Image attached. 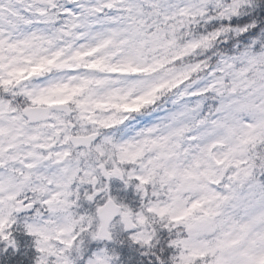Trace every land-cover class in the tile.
<instances>
[{"label": "snow or ice", "instance_id": "snow-or-ice-1", "mask_svg": "<svg viewBox=\"0 0 264 264\" xmlns=\"http://www.w3.org/2000/svg\"><path fill=\"white\" fill-rule=\"evenodd\" d=\"M256 80L264 81V0H0V166L20 164L12 169L20 179L35 175L51 183L45 168L87 147L101 157L107 151L113 166L104 175L120 177L104 200L96 197L92 212L62 223L25 217L55 197L20 201L11 182H0V253L20 255L26 248L27 264H264V163L256 179L255 164L233 161L237 171L229 179L251 186L239 205L242 215L230 217L214 240L196 243L176 226L194 211L205 217L217 211L198 201L156 224L149 217L163 219L168 209L143 207L133 196L151 173L125 176L119 167L135 165L146 148L157 160L171 158L173 138L196 143L195 131L225 109V96ZM209 99L217 103L205 116ZM164 101L173 105L165 123L128 138L130 122ZM241 108L260 117L229 134L243 137L244 145L264 144V105ZM162 127L171 131L156 135ZM233 199L214 193L208 203L218 209ZM63 205L49 211H66L74 202Z\"/></svg>", "mask_w": 264, "mask_h": 264}, {"label": "clouds", "instance_id": "clouds-1", "mask_svg": "<svg viewBox=\"0 0 264 264\" xmlns=\"http://www.w3.org/2000/svg\"><path fill=\"white\" fill-rule=\"evenodd\" d=\"M216 103L215 99L208 100L207 108L204 110L205 116H208V112ZM224 103L226 105L224 110L219 114L213 111L212 117H209L211 122L195 131L198 137L196 143H190L187 138H173L171 143L175 155L171 158L157 160L155 159L157 152L146 148L143 156L135 165H119L124 170L125 176L129 172L133 176L145 177L151 173L149 183L141 186L142 191L140 192L134 190L133 196H140V203L143 207L154 205L168 209L163 219L154 214L149 217L156 224L182 214L185 208L191 207L198 201L203 202L204 208H213L219 213V215L205 217L202 211L197 210L176 226V231L190 236L193 243L214 240L221 231L226 230L230 217L242 215L239 205L250 195L251 186L242 187L229 179L237 171L231 166L233 161L243 159L255 164L256 179L260 178V165L264 163V144L244 145L241 143L243 137L230 135L228 132L229 128L243 127L245 121L254 122L260 117V113L248 112L241 106L248 103L255 104L257 107L264 105V81L256 80L252 86L239 93L225 96ZM172 108L173 105L170 102L164 101L157 105L158 110L148 111L141 120L131 121L126 129L128 138L140 139L136 137V132L141 127L150 124L163 125ZM60 115L64 119L75 120V114L61 113ZM196 116H199V113ZM213 118L222 120L223 124L217 125ZM88 130H91L90 127ZM170 131L171 127H162L156 135H166ZM106 134L102 133L100 139ZM111 135L116 136L117 134L112 132ZM123 138L124 134L117 136V139ZM81 152L84 155H80ZM72 153L60 164L45 168L51 183L40 181L35 178V175L28 181L20 179L12 171L13 168L19 169L20 164L9 163L7 166H0V182L6 185L11 182L12 190L15 191L20 201L28 200L38 204L41 200L56 198V203L49 207L40 206L30 209L31 216L25 213V217L36 222L53 219L57 223H62L68 215H83L92 212L98 203L96 197L99 196L101 200H104L109 195L108 188L111 180L120 179V177L104 175L106 170H110L109 166H113V160L108 152L106 151L101 157L94 150L90 151L87 147H81L72 149ZM101 163L105 164L104 169L100 167ZM188 173L193 175L189 177ZM14 177L20 180L19 185H16ZM212 180L221 182L213 184ZM127 187L126 183L124 191H127ZM77 191L80 194L78 200L75 198ZM214 193H227L235 199L216 209L214 203H208ZM85 194L91 195L92 200H88ZM65 200H73L74 206L66 211H49V208H63ZM16 215L19 217L20 214ZM189 228L191 233L188 231Z\"/></svg>", "mask_w": 264, "mask_h": 264}, {"label": "rangeland", "instance_id": "rangeland-1", "mask_svg": "<svg viewBox=\"0 0 264 264\" xmlns=\"http://www.w3.org/2000/svg\"><path fill=\"white\" fill-rule=\"evenodd\" d=\"M21 240H23V237H21ZM26 252H27V249L22 247V253L19 255L20 258L16 264H26L27 263V255H25ZM13 256L14 254L12 256H4L3 253H0V258H2V261H0V263L8 264V261H11V264H15V263H12Z\"/></svg>", "mask_w": 264, "mask_h": 264}, {"label": "trees", "instance_id": "trees-1", "mask_svg": "<svg viewBox=\"0 0 264 264\" xmlns=\"http://www.w3.org/2000/svg\"><path fill=\"white\" fill-rule=\"evenodd\" d=\"M0 264H2V263H0ZM8 264H10V262H8Z\"/></svg>", "mask_w": 264, "mask_h": 264}]
</instances>
